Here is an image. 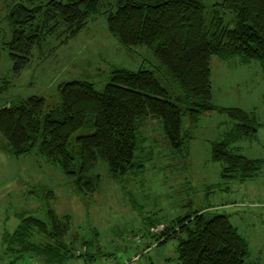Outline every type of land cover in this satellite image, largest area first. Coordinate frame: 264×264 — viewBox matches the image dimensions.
Instances as JSON below:
<instances>
[{"label": "trees", "instance_id": "obj_1", "mask_svg": "<svg viewBox=\"0 0 264 264\" xmlns=\"http://www.w3.org/2000/svg\"><path fill=\"white\" fill-rule=\"evenodd\" d=\"M226 9L236 13L233 25L225 22ZM207 13L204 0L15 1L8 14L9 48L18 73L48 36L61 31L68 39L84 29L92 16L105 14L110 31L128 47H149L180 90L165 87L151 68L116 69L103 93L93 83L72 80L59 84L57 105H48L40 95L2 105L7 86L0 83V133L11 151L24 155L38 146L49 161L77 177L78 189L93 192L97 183L86 179V174L100 160L108 163L114 176L127 174L134 166L138 131L149 120L163 123L167 141L181 151L186 147L183 115L196 121L218 109L237 122L226 142L215 144L213 158L224 163L225 177L240 169L251 176L259 162L238 154L229 144L255 137L259 123L243 109L213 105L212 60L240 56L248 62L259 60L264 68V0H223L213 5L211 20ZM79 130L89 132L73 142ZM71 222V216L54 210L48 211L47 220L21 217L17 228L4 234L10 263L31 258L41 264H72L80 259L83 264H107L131 256L105 255L86 239V250L80 249L72 238ZM157 234L159 245L181 236V264H246V245L225 214L209 216L200 211L163 225Z\"/></svg>", "mask_w": 264, "mask_h": 264}, {"label": "rangeland", "instance_id": "obj_2", "mask_svg": "<svg viewBox=\"0 0 264 264\" xmlns=\"http://www.w3.org/2000/svg\"><path fill=\"white\" fill-rule=\"evenodd\" d=\"M15 1L0 0V83L7 86L2 105L33 95L57 105L59 84L72 80L93 83L103 93L116 69H154L165 87L179 93L154 52L146 45L126 46L110 31L105 14L92 16L68 39L61 31L48 36L18 73L9 48L8 14ZM204 1L211 20L213 5L223 0ZM223 16L226 24L235 23L236 13L226 9ZM211 78L214 106L243 109L259 123L255 137L229 144L238 154L259 162L251 176L240 169L225 177L224 163L213 158L215 144L226 142L237 122L218 109L196 121L183 115L186 147L181 151L167 141L163 123L149 120L137 134L134 166L127 174L114 176L108 163L100 160L85 176L97 183V189L88 193L75 186L77 177L49 161L38 146L16 155L0 133V264H41L31 258L10 263L4 234L12 233L24 216L47 220L49 210L71 216L72 238L80 249L86 250V239L105 255L139 254L140 264H181V236L159 245L160 234L153 224L170 226L200 211L225 214L246 245V264H264V68L257 59L215 56ZM88 132L77 131L73 142Z\"/></svg>", "mask_w": 264, "mask_h": 264}, {"label": "built area", "instance_id": "obj_3", "mask_svg": "<svg viewBox=\"0 0 264 264\" xmlns=\"http://www.w3.org/2000/svg\"><path fill=\"white\" fill-rule=\"evenodd\" d=\"M154 231L158 232L159 230H162V228H154ZM141 256L139 254L131 255L129 258H125L121 261H114L110 260L107 264H140Z\"/></svg>", "mask_w": 264, "mask_h": 264}]
</instances>
